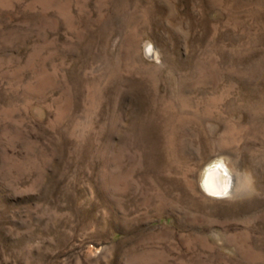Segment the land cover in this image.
Listing matches in <instances>:
<instances>
[{"label":"rangeland","instance_id":"rangeland-1","mask_svg":"<svg viewBox=\"0 0 264 264\" xmlns=\"http://www.w3.org/2000/svg\"><path fill=\"white\" fill-rule=\"evenodd\" d=\"M0 264H264V0H0Z\"/></svg>","mask_w":264,"mask_h":264},{"label":"bare ground","instance_id":"bare-ground-1","mask_svg":"<svg viewBox=\"0 0 264 264\" xmlns=\"http://www.w3.org/2000/svg\"><path fill=\"white\" fill-rule=\"evenodd\" d=\"M232 176L220 163L208 166L201 182L202 188L211 195L226 196L231 190Z\"/></svg>","mask_w":264,"mask_h":264}]
</instances>
